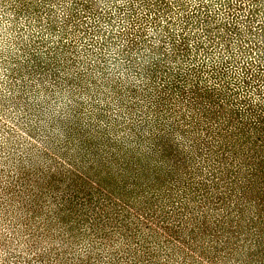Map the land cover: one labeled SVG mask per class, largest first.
Here are the masks:
<instances>
[{
	"label": "trees",
	"instance_id": "1",
	"mask_svg": "<svg viewBox=\"0 0 264 264\" xmlns=\"http://www.w3.org/2000/svg\"><path fill=\"white\" fill-rule=\"evenodd\" d=\"M47 4V11L54 8L52 1ZM30 39L28 59L19 66L16 88L24 89L34 79L47 81L48 75L50 83L69 85V58L56 59L52 52L55 39L40 32ZM67 43L61 41L62 46H69ZM185 76L171 75L165 85L148 93L145 102L127 101V112L120 107L112 113L110 105L101 109L100 117L133 130L120 136L103 134L107 126H98L95 133L99 136L86 141L85 131L91 130L79 118L65 128L67 137L30 122L26 134L0 117L7 131L38 155L21 164L10 182L1 186L0 195L3 239L20 236L30 247L47 239V245L31 252L27 264H189L178 255H170L173 260L167 257L177 246L190 249L199 264H216L223 259L224 264H241L239 257L233 261L228 258L225 251L229 246L245 248L247 258L264 264V106L224 108L223 92L214 86L209 90L187 86ZM175 94L187 106L205 110L201 118L210 121L205 134L213 128L219 135L228 130L230 141L218 146L188 137L192 118L187 121L181 112V119L175 118L173 123L165 118L171 112H146L144 107L167 108ZM240 111L255 115L248 113L245 118ZM16 114L13 116L22 120L23 115ZM177 129L184 130L186 143L174 136ZM185 146L205 150L213 161V168L198 181L186 180L194 175L188 171L192 153ZM156 161L160 167L153 165ZM162 195L167 197L165 201ZM186 195L188 201L184 200ZM10 197H18L16 206L10 204ZM175 197L178 200L172 201ZM190 199H198L192 207ZM194 220L197 222L192 224ZM153 228L155 234L162 233L159 240L152 238ZM186 228L189 233H185ZM204 241L211 250L208 257L196 249L202 248Z\"/></svg>",
	"mask_w": 264,
	"mask_h": 264
},
{
	"label": "rangeland",
	"instance_id": "2",
	"mask_svg": "<svg viewBox=\"0 0 264 264\" xmlns=\"http://www.w3.org/2000/svg\"><path fill=\"white\" fill-rule=\"evenodd\" d=\"M49 1L54 8L47 11ZM29 13L31 16H27ZM38 32L55 39L52 52L56 59L69 58L66 69L69 85L61 81L50 83L48 75L47 81L34 79L26 88H16L20 83L19 66L28 59L30 38ZM63 40L69 46H62ZM179 70L186 74L187 86L198 85L206 90L214 86L223 92L224 108L264 106V0H0V117L23 133L28 134L31 123L67 137L65 128L79 118L91 130L85 131L86 141L99 136L95 133L98 126H107L103 134H129L133 132L130 127L100 117V110L110 105V110L122 107V112H127L124 110L127 101L145 102L148 93L165 85L171 75L183 76ZM58 75V79L63 77L62 73ZM176 94L167 108L159 111L157 106L144 107L146 112L154 115L164 110L163 115L171 112L165 118L172 123L175 118L181 119V112L187 121L192 118L186 131L188 137L206 139L218 146L230 141L228 130L219 135L213 128V132L205 134V128L210 127V121L201 118L205 110L187 106ZM240 112L245 118L250 113ZM14 113L23 115L22 120L15 118ZM183 132L177 129L174 136L186 143ZM40 143L43 144L42 138ZM185 147L192 153L188 171L194 175L186 180L198 181L200 175L213 168V161L205 150L198 152L195 146ZM31 149L0 123L1 196V186L10 182L21 164L38 156ZM153 165L160 167L161 163L156 161ZM175 198L171 200L177 201ZM189 198L186 195L184 200ZM9 199L15 205L18 197ZM193 201L190 199V207ZM188 228L185 233L190 232ZM153 231L157 230H150L152 238L159 240L162 233ZM23 241L20 236L11 240L0 236V264H27L31 252L48 244L47 239L40 243L37 240L30 247L28 241ZM205 241L202 248L196 249L208 257L211 250L205 247ZM229 248L225 252L232 261L239 257L241 264H255L247 258L245 248ZM172 254L186 258L189 264H199L185 246L173 248L167 255L170 260ZM225 262L223 259L214 263Z\"/></svg>",
	"mask_w": 264,
	"mask_h": 264
}]
</instances>
